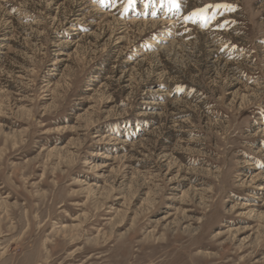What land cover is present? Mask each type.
<instances>
[{
	"label": "rangeland",
	"instance_id": "374dc122",
	"mask_svg": "<svg viewBox=\"0 0 264 264\" xmlns=\"http://www.w3.org/2000/svg\"><path fill=\"white\" fill-rule=\"evenodd\" d=\"M0 264H264V0H0Z\"/></svg>",
	"mask_w": 264,
	"mask_h": 264
},
{
	"label": "snow or ice",
	"instance_id": "6c2138e0",
	"mask_svg": "<svg viewBox=\"0 0 264 264\" xmlns=\"http://www.w3.org/2000/svg\"><path fill=\"white\" fill-rule=\"evenodd\" d=\"M175 2V0H173V3ZM220 7H225V5H206L204 8H201L199 10H197V12H195L193 15L199 16L201 19L205 20V22H207L208 16H207V11L210 8H220Z\"/></svg>",
	"mask_w": 264,
	"mask_h": 264
}]
</instances>
